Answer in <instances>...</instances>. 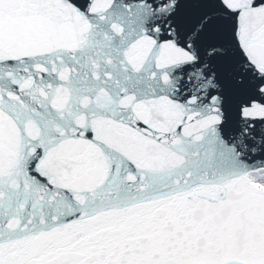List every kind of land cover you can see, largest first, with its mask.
I'll return each mask as SVG.
<instances>
[{"label": "snow or ice", "instance_id": "6c2138e0", "mask_svg": "<svg viewBox=\"0 0 264 264\" xmlns=\"http://www.w3.org/2000/svg\"><path fill=\"white\" fill-rule=\"evenodd\" d=\"M0 264H264V0H0Z\"/></svg>", "mask_w": 264, "mask_h": 264}]
</instances>
